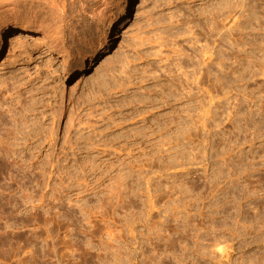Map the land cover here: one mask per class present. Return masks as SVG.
<instances>
[{
    "label": "rangeland",
    "instance_id": "obj_1",
    "mask_svg": "<svg viewBox=\"0 0 264 264\" xmlns=\"http://www.w3.org/2000/svg\"><path fill=\"white\" fill-rule=\"evenodd\" d=\"M122 1L0 0V264H264V0Z\"/></svg>",
    "mask_w": 264,
    "mask_h": 264
},
{
    "label": "bare ground",
    "instance_id": "obj_2",
    "mask_svg": "<svg viewBox=\"0 0 264 264\" xmlns=\"http://www.w3.org/2000/svg\"><path fill=\"white\" fill-rule=\"evenodd\" d=\"M133 1L134 0H123L121 2V4L119 5L120 6L121 21L119 23L118 29L122 28V24H124V21H125L123 18L128 16V14L130 12V5L133 3ZM46 2H47V0H46ZM16 30H17L16 33H12V35L7 37L8 47L11 48L12 50L13 49L16 50V48H20L17 46V44L20 41L26 40V38L31 37V38H33V41L37 47H41V46L48 44V46H50L54 51H58V54H61V51L59 50L60 49L59 46L61 44L59 42H61V41L58 39L52 40L51 38L47 37L46 35H44L45 32L43 30L38 31V30L30 29V28L23 29V27H21V26H18V27L16 26ZM4 43H5V39L3 37V33L0 32V51H1V48H2ZM202 52L204 53V56L209 54L208 49H203ZM203 58H205V57H203ZM222 61H223V55L221 56V63H222ZM203 72H204L203 75H208V73H209L208 68L206 67V69H204Z\"/></svg>",
    "mask_w": 264,
    "mask_h": 264
}]
</instances>
